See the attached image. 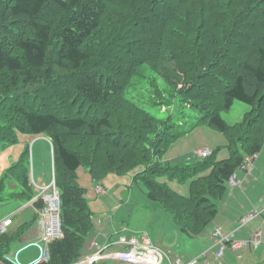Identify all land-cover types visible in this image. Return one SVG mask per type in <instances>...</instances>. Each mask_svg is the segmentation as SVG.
<instances>
[{
  "label": "trees",
  "instance_id": "16d2710c",
  "mask_svg": "<svg viewBox=\"0 0 264 264\" xmlns=\"http://www.w3.org/2000/svg\"><path fill=\"white\" fill-rule=\"evenodd\" d=\"M105 1L11 0L6 8L7 12L13 17H24L28 21L32 34L14 39L15 51H11L8 43L0 38V86L5 87V89L7 86H12L13 90L17 89V96H15L18 98L24 94L26 89L30 90L36 84V88H41L39 85L42 82H51L54 75L50 58L53 50L51 45L54 33L57 30L48 21L46 12L54 9L65 15H70L69 24L64 25L57 32V47L54 49L56 63L58 62L60 67L63 66L64 62L69 64L71 71L76 74V79L72 81L75 93L83 98L86 103L98 109L108 107L113 97L123 92L122 81L117 79V73L109 75L107 86H105L99 76L89 72L88 67L86 68V64L91 60V54L86 45L101 25L102 16L106 12ZM114 1L116 0H107V6ZM237 1L142 0V8L145 10L149 8L150 10L145 13V16L148 15V21L143 27H132L130 34L120 40V42L126 43V47L119 44L115 46V39L110 40L107 46L112 44L110 50L115 46L116 49L118 48L119 54H126L130 60L138 61L133 56H129V53L132 52L131 48L134 49V53L140 52L143 48L140 49L139 47L144 45L145 42L138 43V41L132 40L143 34V36L146 35L145 37L149 36L146 40L147 43L151 38L150 35L156 33L159 29L163 36L157 38L158 42L152 45L151 48L145 49L144 52L147 51L145 54H148L156 48L157 51L153 54L151 60L155 64L153 65L154 71L159 70L161 62L166 59L184 70V81L181 84L184 87L178 93L182 101L185 97L189 100L198 98L197 95L189 94L191 88H195L199 92H211L215 89L222 98L223 111H230L236 101L245 103L255 109L259 100L264 96V35H259L257 38L259 42L261 41L260 44L255 39H252L251 44L246 43L249 41L245 38H252L254 34L242 33L243 29L246 30L249 27H238L243 25H240L241 17L237 11ZM261 4H264V0ZM252 30H254V27H252L251 32H253ZM164 36L170 39L169 43L166 44V47L169 48L166 52L164 51ZM234 44H239L238 47L245 49L249 48L246 47L247 45H252L251 47L257 54V65L245 63L240 73H238V71H232L233 66L228 63H220L219 55L226 54L225 57H222L226 60L231 57L229 54L237 53L236 49L230 47ZM119 56L116 57L120 58ZM107 58L109 57L107 56ZM211 58H214V60L211 61ZM139 61L140 64H147L145 61ZM178 73L165 70L164 74L167 75L164 76L169 80L171 86L180 89L179 82L172 79L173 77L176 78ZM19 85L22 88H18ZM189 111L192 112L193 110ZM11 113L18 116L13 117V115L8 114V117H6L8 119L0 117V144L7 146V144L16 143L17 136L21 133L36 136L46 134L52 145L54 180L60 196L64 236L50 243V260L45 264H78L88 251L86 248L87 240L96 225L90 202L85 198L87 190L78 182L77 171L84 167L82 158L77 151L64 144L61 134L57 131L78 133L86 129L89 135L95 138H103L115 148H118L121 146L120 143L109 139L105 134V131L110 132L114 129V121L109 114L88 119L81 116H61L56 112L45 109L34 110L32 107L24 108L19 105L14 106ZM141 114L144 115L143 130L150 126L157 129L160 123H164V120H159L144 109ZM262 115L264 117V112ZM257 118L261 117L257 116ZM197 121V125L192 126L191 129L188 128L189 125L185 122L181 125L177 123L176 127L171 125L173 123H168V127L172 126L169 127V132L175 129L177 136H174V140L159 142L162 147L159 146V152L157 151L156 154L163 155L173 146L175 141L183 135H188L197 127H209L217 130L227 138L230 157L217 162L214 161V152H211V154L202 157L203 162L197 163L196 166H192V164H173L168 161L169 165H162V162L155 164L158 172L163 169L165 172H170L166 173L172 176L167 177L170 182L177 179L181 183H185L187 179H191L188 195H182L174 191L168 183L162 182L161 180L165 178L162 177L163 175L155 176L146 169H140L143 165L138 164L136 168L132 169L136 171L134 178L138 179V176L141 175L140 181L148 198L171 213L183 233L195 237L201 235L205 228L217 217L219 212L217 200L223 197L228 189L230 178L239 170L246 157L259 154L264 148V136L257 133L256 141H253L252 138L241 139L239 137L241 135L236 134L238 128L230 126L223 119L219 110L208 113L202 122ZM256 125H259L256 120L250 122L246 134L252 133L253 126ZM263 125L264 123L261 124V126ZM142 142L145 148L142 152L143 163L150 164L153 157L150 147L155 145L156 141H152L151 145L147 141ZM115 159L120 162V168L118 169L111 166L106 170L102 168V164H96L95 162L90 167L88 172L97 186L101 185L103 187L102 183L110 175H124L121 171L127 165V160L123 157L120 159L116 157ZM207 168H211V170L209 173L204 174ZM29 172L30 146H26L20 160L7 170L5 178L0 181V200L6 199L4 197L6 189L4 183L10 179L16 181L22 187L21 192L10 194V200L20 201L24 205L33 201L36 197L32 193ZM71 178L76 183L75 185L66 183ZM146 178H149L150 181ZM70 191L75 192L76 195H71L67 200V193H70ZM163 194L166 196L164 197ZM169 200H173L177 207H173L168 203ZM180 202H190L193 204L191 208L196 212L178 205ZM34 206L37 209H42L44 203L39 198ZM31 212L34 213L33 219L22 225L18 232L14 234L8 232L0 235V260L4 261L5 256L13 252L17 248L16 246L23 242L24 236L36 225L39 216L35 210H31ZM67 213L73 214L81 220L77 222L79 225L73 233L68 232L69 227L67 224L71 223V220L65 217ZM98 264L110 263L109 261H103Z\"/></svg>",
  "mask_w": 264,
  "mask_h": 264
},
{
  "label": "rangeland",
  "instance_id": "374dc122",
  "mask_svg": "<svg viewBox=\"0 0 264 264\" xmlns=\"http://www.w3.org/2000/svg\"><path fill=\"white\" fill-rule=\"evenodd\" d=\"M10 1L0 0V38L5 43H8L11 51H15L14 39L30 36L32 30L24 17H13L7 12L6 8ZM262 1H237V11L241 17L240 25H243L238 27H249L246 30L243 29L242 33L254 34L252 38H245L249 41L246 42L247 44H251L252 39H255L260 44L261 41L259 42L257 38L259 35H264V4H261ZM105 5L106 12L102 16L101 25L86 45L91 54V60L86 64V68L88 67L89 72L99 76L105 86H107V77L117 73V79L122 81L123 92L115 95L110 105L103 109L92 107L75 93L74 86L72 85V81L76 79L75 72L71 71V67H69L67 62H64L62 67L58 66L59 64L58 62L56 63L54 55V49L57 47V32L64 25L69 24L70 15H65L54 9L48 10L46 17L57 30L53 36L51 45L53 50L50 54L51 66L54 69L53 78L51 82H42L39 85L41 88H36V84L30 90L26 89L24 94L18 98L16 97L17 89L13 90L12 86H7L6 89L0 86V117L8 119L6 118L8 114L17 117V114L14 116L11 113L14 106L17 105L24 108L29 106L34 110L45 109L50 112H56L61 116H81L88 119L102 117L106 114L111 115L114 121V129L110 132L105 131V134H107L106 136L109 139L120 143L121 146L118 148H115L103 138H95L89 135L86 129L78 133L57 131V133L61 134L64 144L79 153L84 165V167H81L77 171L78 182L87 190L85 198L90 202V208L94 213L93 219L96 225L88 237L86 248L88 249L90 243L94 240H97L101 246L106 245L108 240L107 235L113 234L112 236L114 237V234L121 233L124 235L125 233L126 236H130L131 233L125 232L127 228L129 232L138 233H135L137 237H140L141 234H147L152 239L153 244L163 251L167 250L168 252L176 253L177 256H180L183 252L191 253L190 260H196V264H207L208 260H206V256V258L203 257V252L211 248V244L216 241L217 238L213 234L217 229V223L221 217L226 216V214L228 215V211L230 210H224L223 202L220 201L218 206L219 209L221 208V215L207 229L205 233L207 236H204V234L202 237H199L200 239L203 238L202 240L190 239L181 233L171 214L164 212L158 203L151 201L147 197L146 191L140 181L142 178L141 175L138 176V179L134 178L136 171L132 169L136 168L138 164L143 165L140 169H146L150 174L153 173L155 176L163 175L162 177L165 178L161 180L162 182L168 183L174 191L182 195H188L191 179H187L185 183H181L177 179L170 182L167 177L172 176H170L171 174H166L170 172H165L164 169L158 172L155 164L162 162V165H169L167 163L168 161L173 164H192V166H196L197 163L203 162L201 152L205 153V151H208L209 154L214 152V161L226 160L230 157L228 140L215 129L197 127L188 135H183L179 138L180 140L175 141L173 146L163 153V155H157L159 146H161L159 142L174 140V136H177L175 129L169 132L168 129L172 126L168 127V123H173L171 125H175L173 127H176L177 123L181 125V123L185 122L189 125L188 128L191 129L193 128L192 126L197 125V120L202 122L208 113L219 110L223 119L230 126L238 128L236 134L241 135L239 136L241 139L252 138L253 141H256L257 133L260 136H264V125L261 126L264 123V117L262 115L264 112V96L259 100L255 109L245 103L236 101L230 111L222 110V98L215 89L211 92H199L195 88H191L189 89L190 91H186H189L191 95H197L198 98L189 100L185 97L182 101L178 93L184 87V85L181 86L185 76L184 70L177 66V64L166 59L164 62H161L162 64L159 70L154 71L153 65L155 64L151 60L153 59V54L157 51L156 48L151 53L145 54L147 51L144 52L145 49L151 48L152 45L158 42L157 38L163 36V33L161 31L159 32V29L156 33L150 35L151 38L147 43L146 40L149 36L145 37L146 35L143 36V34L132 40L138 41V43L141 41L146 43H143L144 45L139 47L143 49L138 53H134V49L131 48L132 52L129 53V56H133L138 61L134 59L130 60L126 54H119L118 48H115L118 44L126 47V43L120 42V40L130 34L132 27L144 26L148 21V15L145 16V13L146 11H150L149 8L147 10L142 8V0H116L109 3L108 6L106 0ZM252 27L255 30H252L253 32H251ZM114 39L116 40L114 42L115 46L110 50L112 44L107 46V43ZM163 39L165 43L164 51L166 52L169 49L166 47V44L169 43L170 39L166 36ZM237 45L239 46V44L230 46L232 49H236L237 53L233 52L229 54L231 57L226 60L222 58L226 54L219 55V62L222 64L226 62L233 67L235 66V68L232 67V71H238V73H240L245 63L256 66L258 58L256 51L251 47L252 45H247L246 47H249L248 49L238 47ZM118 55H120V58L116 57ZM139 60L145 61L147 64H140ZM213 60L214 58H211V61ZM165 70H172L174 73L179 72L177 77H173L172 79H176L179 82L180 89L170 85L171 83L164 76L167 75L164 74ZM18 88H22V86L19 85ZM143 109L159 120H164V123H160L157 129L150 126L143 130L144 115L141 114ZM188 109L193 111L190 112ZM257 116L261 118H257ZM255 120L259 125L253 126L252 133L246 134L250 122ZM142 141H147L150 145L152 141H156L155 145L151 147L148 145L153 152L150 164L143 163L142 152L145 148L143 147ZM26 146H30L29 181L32 193L36 198L53 194V151L51 141L46 134L36 136L20 133L17 136L16 143L7 144V146L0 144V181L5 178L7 170L20 160ZM116 157L117 159L123 157L127 160V165L121 171L124 175L108 176L102 183L104 189L100 191L88 171L94 162L96 164H102V168L106 170L111 166L118 169L120 168V162L115 159ZM210 170L211 168L205 169L204 174L209 173ZM242 174L244 173L239 172L240 177L244 179ZM146 179L150 181L149 178ZM146 179L144 180L146 181ZM240 181L242 180L240 179ZM66 183H69V185L76 184L72 178L70 180L68 179ZM244 183L248 182L245 181ZM4 186L6 188L4 192L6 199L0 200V223L7 218H12L13 225L10 227L9 233L14 234L19 231L22 225L33 219L34 213L31 210L34 211V209L29 204L24 205L20 201L9 199L11 198L10 194L21 192L22 187L19 183L8 179L4 183ZM71 195L76 194L70 191V193H67V200ZM163 196L165 197L166 195L163 194ZM172 201L169 200L168 203L173 207L176 206L174 204L175 202ZM178 205L187 207L192 212H196V210L191 208L193 204L190 202H180ZM254 212L255 210L252 213ZM65 217L71 220V223L67 224L69 227L68 232L73 233L77 225H79L77 222L80 218L69 213L65 214ZM99 222L100 224H98ZM223 234L227 235L225 233ZM37 237L38 224L36 223L24 238L27 241ZM117 237L119 236L117 235ZM188 241H191V246L189 243L187 248ZM201 241L204 243L211 241V246L208 244L204 249L199 248L200 243L198 242ZM168 243H173V247L175 248L172 249L167 245ZM22 244L19 243L17 248ZM118 250L119 247H113L109 249L108 254ZM217 251L218 249L214 250V253L211 252L210 256L212 257ZM38 255V250L31 248L26 250L22 254V257L24 259H34ZM109 263L115 264L116 262ZM183 263L187 264L188 261H183ZM0 264L5 263L3 260H0ZM210 264H220V262L215 260Z\"/></svg>",
  "mask_w": 264,
  "mask_h": 264
},
{
  "label": "built area",
  "instance_id": "2783aa9c",
  "mask_svg": "<svg viewBox=\"0 0 264 264\" xmlns=\"http://www.w3.org/2000/svg\"><path fill=\"white\" fill-rule=\"evenodd\" d=\"M203 157L209 155L208 151L205 153L201 152ZM200 156V155H199ZM259 154L249 155L246 157L244 163L241 165L239 170L233 174L230 178L228 185L229 188H235L241 186V181L239 179V172H243L245 175H250L256 170V161ZM54 188V193L51 195H44L39 197L44 206L42 209H37L34 204L39 198L34 199L29 204L35 212H37L39 218L38 224V237L35 239H30L26 243L22 244L19 248H16L10 254H7L4 258L5 264H45L50 260L49 245L55 240L62 238V221H61V209H60V196L59 191L56 188L55 180L52 184ZM97 188L101 191L104 189L101 185ZM27 205V204H26ZM24 210V209H23ZM264 218V209L261 211H255L251 213L246 218L241 221L242 225H246L252 220L258 218ZM13 225V219L7 218L0 223V235H4L9 232L10 227ZM214 236L219 240L222 245V249L218 254V257L223 256L225 245L227 243H232L233 248L239 249L244 248L252 244V246H259L262 242V235L257 234L249 242H238L233 243V235L225 236L220 230L214 233ZM122 246V249L108 254L107 250L113 244L110 243L109 246H101L97 240L90 243L86 255L80 260L78 264H98L103 261H116L124 264H184L181 260L171 261L169 256H167L161 249L157 248L151 243V240L147 234H141L140 237L133 236L130 238L118 237V240L114 243ZM35 248L38 250L39 255L37 258L30 262H23L21 255L28 249ZM196 260L187 264H196Z\"/></svg>",
  "mask_w": 264,
  "mask_h": 264
},
{
  "label": "crops",
  "instance_id": "0c3cea01",
  "mask_svg": "<svg viewBox=\"0 0 264 264\" xmlns=\"http://www.w3.org/2000/svg\"><path fill=\"white\" fill-rule=\"evenodd\" d=\"M257 160L258 162L256 161V170L252 174L250 175L242 174L244 179H242L239 175V178L242 180L241 186H238L235 188H229V185H228V189L226 190L223 197L220 200H217V205L221 201L223 202L224 210H230V211H228L229 212L228 215L226 214V216L221 217L219 219L217 226H216L217 227L216 231L220 230L222 233L227 234L225 236L233 235V241H232L233 243L249 242L257 234L262 235L263 242L259 246H256V247L252 246L251 244L249 246H246L244 248H239V249L233 248L232 243H227L225 245L223 256L219 258L218 254L222 249V245L220 244L218 239H216V241L212 239L214 241L213 244H211L212 247L207 250L208 252L207 251L203 252V257L205 256L207 257L206 259L208 260L207 264H210L211 262H214L215 260L217 262H220V264H264V218L260 217L258 219L252 220L246 225L241 224V221L244 218H246L247 215L251 214L254 210L261 211L264 209V182H263L264 181V148L259 153V157ZM245 181H247L248 183H244ZM159 206L164 212L169 213L168 211L164 210L160 204ZM218 209H219V206H218ZM220 209H219L217 217L207 226V228H205V230L203 231L201 235L196 236V237L189 236L188 234H185L180 230L181 233L190 239H200L199 237H202L206 233L210 225L218 218L219 215H221ZM173 219H174V216H173ZM174 222H175V219H174ZM175 224L178 226L176 222ZM178 228L180 229L179 226ZM125 230H126L125 231L126 233H131V235L126 236L125 233L124 235L121 233L120 234L117 233L116 235L114 234V237L112 236L113 234L107 235V239H108L106 242L107 247L109 246L110 243L113 244L110 248H108L107 252L109 251V249L113 247H119V250L122 249V246L118 244H114L118 240L117 235L119 237H126V238L135 236L136 232H129L127 228ZM204 236H207V235L205 234ZM202 239L203 238H201L200 240ZM150 240H151V243L153 244L151 238ZM27 241L24 238L23 242H20V243L24 244ZM210 242L211 241H209L208 243L207 242L204 243L203 241L198 242L200 243L199 248L204 249L206 245L207 246L208 244L210 245ZM189 243L191 246V241H188L187 248L189 246ZM167 245L170 246L172 249L175 248L173 247L174 246L173 243H168ZM216 248L218 249V251L211 257L210 253L213 252L214 250H217ZM163 252L167 256H169L170 260L173 262L176 260H181V261H186V262L188 261V263L194 261V260H190V256H192L191 253L183 252L182 254H180V256H177L176 253H171V252H168L167 250H164ZM22 258L23 257L21 255V259ZM32 260L33 259H24V258L22 259V261L25 263L30 262ZM109 262H116V261L110 260ZM115 264H119V263L116 262Z\"/></svg>",
  "mask_w": 264,
  "mask_h": 264
}]
</instances>
